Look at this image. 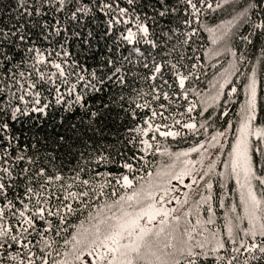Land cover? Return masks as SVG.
<instances>
[{
	"label": "snow or ice",
	"instance_id": "snow-or-ice-1",
	"mask_svg": "<svg viewBox=\"0 0 264 264\" xmlns=\"http://www.w3.org/2000/svg\"><path fill=\"white\" fill-rule=\"evenodd\" d=\"M0 264H264V0H0Z\"/></svg>",
	"mask_w": 264,
	"mask_h": 264
}]
</instances>
